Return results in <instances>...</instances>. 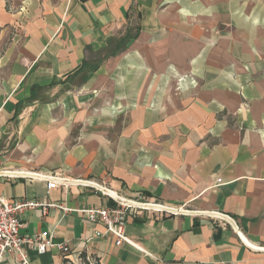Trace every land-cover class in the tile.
<instances>
[{
    "label": "crops",
    "instance_id": "crops-1",
    "mask_svg": "<svg viewBox=\"0 0 264 264\" xmlns=\"http://www.w3.org/2000/svg\"><path fill=\"white\" fill-rule=\"evenodd\" d=\"M12 170L190 210L138 211L120 244L76 211L22 214V234L47 230L98 264H264V0H0V195L113 203Z\"/></svg>",
    "mask_w": 264,
    "mask_h": 264
},
{
    "label": "built area",
    "instance_id": "built-area-1",
    "mask_svg": "<svg viewBox=\"0 0 264 264\" xmlns=\"http://www.w3.org/2000/svg\"><path fill=\"white\" fill-rule=\"evenodd\" d=\"M178 79L179 82L182 80L181 77ZM6 173L15 177L30 175L41 178L46 181L47 189L71 182L78 185L81 184L85 187H92L101 192L102 195L111 197L113 203L99 207L84 206L80 208H69L56 201L43 202L28 198L8 199L0 195V264H3V259L7 256L13 257L16 264H31L29 250H36L41 253L53 248L57 249L65 257L68 264H98L97 260H94L90 256H82L79 252L72 253L67 241L55 240L54 235L47 230L39 231L33 235L22 234L20 232L23 226L21 221L22 214L32 208L41 209V211H46L50 208H59L63 211H76L81 213L88 221L102 224V231L94 230L93 235L95 237L110 234L115 238L116 244L129 241L125 230L127 219L128 216L138 211L146 210L168 215L187 214L190 212V210L183 206H171L159 199L150 198L143 193H138L136 197L121 196L107 186L88 178L69 179L61 173L52 171L25 172L23 170H12L6 171ZM192 212V215L196 217L199 215L226 222L232 221L234 226L236 225L232 217L218 212L204 210H192Z\"/></svg>",
    "mask_w": 264,
    "mask_h": 264
},
{
    "label": "rangeland",
    "instance_id": "rangeland-1",
    "mask_svg": "<svg viewBox=\"0 0 264 264\" xmlns=\"http://www.w3.org/2000/svg\"><path fill=\"white\" fill-rule=\"evenodd\" d=\"M180 77L183 79V77H182V76H180ZM178 78H179V77H178ZM178 78H177V81L179 80ZM180 82H181V81H180ZM180 82L178 81V83H180Z\"/></svg>",
    "mask_w": 264,
    "mask_h": 264
}]
</instances>
